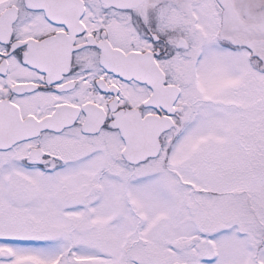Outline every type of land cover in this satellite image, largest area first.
Here are the masks:
<instances>
[{
	"label": "snow or ice",
	"instance_id": "obj_1",
	"mask_svg": "<svg viewBox=\"0 0 264 264\" xmlns=\"http://www.w3.org/2000/svg\"><path fill=\"white\" fill-rule=\"evenodd\" d=\"M0 264H264V0H0Z\"/></svg>",
	"mask_w": 264,
	"mask_h": 264
}]
</instances>
